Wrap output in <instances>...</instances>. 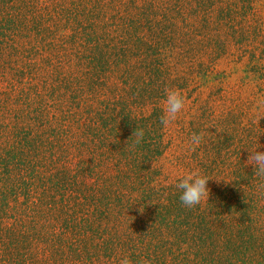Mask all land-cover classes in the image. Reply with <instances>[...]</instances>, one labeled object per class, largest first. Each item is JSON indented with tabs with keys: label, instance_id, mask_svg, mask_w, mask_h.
Instances as JSON below:
<instances>
[{
	"label": "trees",
	"instance_id": "obj_1",
	"mask_svg": "<svg viewBox=\"0 0 264 264\" xmlns=\"http://www.w3.org/2000/svg\"><path fill=\"white\" fill-rule=\"evenodd\" d=\"M263 1L0 0V264H264V179L244 157L221 139L197 159L222 180L195 208L187 172L159 165L165 89L255 45Z\"/></svg>",
	"mask_w": 264,
	"mask_h": 264
},
{
	"label": "rangeland",
	"instance_id": "obj_2",
	"mask_svg": "<svg viewBox=\"0 0 264 264\" xmlns=\"http://www.w3.org/2000/svg\"><path fill=\"white\" fill-rule=\"evenodd\" d=\"M258 15L264 31V1L258 4ZM249 46L245 50L232 47L211 61L207 71L191 70L194 83L190 89L179 90L185 98V109L168 127L172 144L159 162L164 182L194 170L197 159L201 160L209 149L213 152L214 143L221 139L228 146L224 154L230 149L229 154L245 160L248 148L264 151V36ZM248 50L259 59L252 61ZM191 122L196 126L195 133L199 126L204 133L202 143L195 148L189 146Z\"/></svg>",
	"mask_w": 264,
	"mask_h": 264
},
{
	"label": "clouds",
	"instance_id": "obj_3",
	"mask_svg": "<svg viewBox=\"0 0 264 264\" xmlns=\"http://www.w3.org/2000/svg\"><path fill=\"white\" fill-rule=\"evenodd\" d=\"M184 109L185 98L182 93L175 88H166L162 115L160 118L162 126L164 128H168L178 119ZM131 137H135V141L133 143L134 147L142 141L144 137L143 129L137 126ZM203 139V132L193 133L189 138V146L191 148L198 147L202 143ZM248 152L249 155L247 162L249 165L253 166L254 175L257 178L264 179V151H260L258 148H248ZM210 179L217 178H210L201 173L199 170H192L179 176L175 187L180 191L179 198L182 204L188 208H195L201 205L205 200H209L210 189L207 184ZM217 180L219 181L222 179ZM119 264H134V262L128 256H122L119 260Z\"/></svg>",
	"mask_w": 264,
	"mask_h": 264
}]
</instances>
